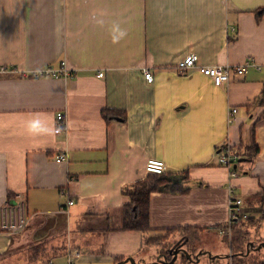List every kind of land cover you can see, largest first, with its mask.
Here are the masks:
<instances>
[{
  "label": "crops",
  "instance_id": "0c3cea01",
  "mask_svg": "<svg viewBox=\"0 0 264 264\" xmlns=\"http://www.w3.org/2000/svg\"><path fill=\"white\" fill-rule=\"evenodd\" d=\"M262 7L264 0H0V66L8 69L0 73V264H68L70 252L75 264L141 254L152 261L157 248L141 249V232L121 228L129 200L122 188L147 174L148 158L189 176L185 193L150 194V226L179 228L165 247L218 255L187 264H221L246 250L244 233L230 237L239 222L230 233L220 227L230 188L256 212L252 223H264V116L255 121L263 106L250 107L264 81ZM189 53L197 64L182 71L176 62ZM246 59L254 62L246 73L231 72L219 86L200 70ZM62 61L67 75H32ZM107 108L123 113L107 118ZM58 111L65 120L55 132ZM252 139L258 153L247 172L231 176L220 146ZM40 242L34 258L29 247Z\"/></svg>",
  "mask_w": 264,
  "mask_h": 264
},
{
  "label": "trees",
  "instance_id": "16d2710c",
  "mask_svg": "<svg viewBox=\"0 0 264 264\" xmlns=\"http://www.w3.org/2000/svg\"><path fill=\"white\" fill-rule=\"evenodd\" d=\"M260 9L261 11H264V7ZM253 105L263 106L261 112L258 114V116H256L255 119L256 121L258 118L264 116V81L260 94L257 96L256 100L253 102V104L250 107H252ZM118 112H120L121 114L123 113L116 109L107 108L102 111V114L103 116L109 118L110 115L112 116L113 114ZM224 146L225 143L220 146V150L218 151V153H220L224 149ZM258 151H259V146L256 144L254 139H252V141L246 145H242V144L241 146L239 145V158H244V160L239 161L238 158L235 167L232 166L233 171L239 174L243 172H247L248 168L246 167L248 166H245V164L253 161ZM188 181H189V176L188 173L185 171L179 173H168L167 171L162 173L147 172V174L143 178L136 180L132 183H129L122 188L123 194H125L129 198V200L127 203H125L122 206L121 228L127 230H138L141 232V234L143 235V240L141 242V249L145 247L148 248L151 247L158 249L163 248V250H165L164 247L167 245V239L174 233L175 229H179V228H175V229L165 228L157 231L150 226L149 199L151 192L166 191V192H174V193H185L189 189ZM8 195H10V193ZM237 222L240 223L238 225H243L247 223V221L243 219L242 220L240 219ZM220 228L225 230L227 228V222L221 224ZM234 234H237L238 237H240V234L238 232L234 231ZM232 239L234 240L235 238ZM43 243L44 242L31 244L29 248L31 250L30 253L32 257L35 258L38 256L37 248L38 246L41 247ZM167 251L170 252V254L169 253L168 254L171 257L172 253L169 250V248ZM242 252L244 253L245 250H242ZM233 253H237V252H233ZM240 256H242L240 255V253L233 254L230 260H228L227 257V262L225 261L222 262L221 264H246L242 259V257ZM124 258L126 257L115 256L114 263L117 264L118 262H121ZM184 260L186 262L188 261V259L186 258H184ZM39 264H47V263L45 261H42ZM255 264H264V260L255 262Z\"/></svg>",
  "mask_w": 264,
  "mask_h": 264
},
{
  "label": "built area",
  "instance_id": "2783aa9c",
  "mask_svg": "<svg viewBox=\"0 0 264 264\" xmlns=\"http://www.w3.org/2000/svg\"><path fill=\"white\" fill-rule=\"evenodd\" d=\"M198 55L196 53H189L183 56L181 59H179L176 62V67L179 68L182 71H186L187 69L195 66L197 64ZM254 64V62L251 61V59H246L244 62H242L239 65H203L201 66L200 70L203 74L211 78L214 85L219 86L222 84L223 81H227L229 79L230 73L234 72L237 74H244L247 71V67ZM8 71L7 67L2 65L0 66V73ZM11 71V70H10ZM69 73V70L65 64V62H61L58 67H54L51 64H48L42 68H39L36 70L32 75L35 77H45V76H60V75H67ZM143 74L145 79L148 82H151L153 80V74L151 70L145 68L143 69ZM98 76H102V72H98ZM237 108L232 107L229 111V121H232L234 118V114L236 113ZM56 126L54 131L59 132L62 129V123L65 120L64 113L62 111H58L56 114ZM218 161L226 166L229 169V173L231 176H235L238 173L233 171L232 166L236 164L238 158H239V148L237 146H233L229 142L225 143L224 149L218 153ZM63 157L62 154H59V156L56 158L57 161H60ZM145 170L147 172H156V173H162L166 172V165L162 160L154 159V158H148L145 163ZM73 200L69 198L67 200V204H71ZM228 205H229V219L227 223V228L224 230L221 228V233H230L231 224L235 222L237 219L240 218H247L248 215L245 213L243 205V199L241 196L234 193V190L232 188L229 189V198H228ZM21 224H13L11 225V228H17L22 225ZM69 256L71 259H69L68 264H75L74 259L78 256L77 252H70Z\"/></svg>",
  "mask_w": 264,
  "mask_h": 264
},
{
  "label": "rangeland",
  "instance_id": "374dc122",
  "mask_svg": "<svg viewBox=\"0 0 264 264\" xmlns=\"http://www.w3.org/2000/svg\"><path fill=\"white\" fill-rule=\"evenodd\" d=\"M2 66V65H1ZM235 165V164H234ZM233 165V166H234ZM243 208H244V211L245 213L248 215L247 218H240L241 220H245L247 221V223L243 224V225H239V228H238V233L241 234V233H244L245 237H247L249 241L251 242H255L256 245L254 247H256L259 242L256 241V239H264V223L263 224H253L252 222L255 220V216H256V212L255 211H252V210H249L246 206L243 205ZM240 219H237L235 222H237L238 220ZM234 223V222H233ZM241 226V227H240ZM234 231L237 232V229L234 228ZM234 231H232L231 233V238L235 237L236 234H234ZM220 239V238H219ZM221 240V239H220ZM230 244V243H229ZM227 245V243H226ZM221 249H223V247H221ZM31 251V250H30ZM34 251V250H33ZM36 251V250H35ZM246 251V250H245ZM240 252V251H239ZM245 254V255H243ZM242 256V259L247 262V263H253V262H259L261 260H264V247H261L260 249H256V248H250L249 249V252L248 253H242L240 254ZM178 261H182L184 260V256L179 254L178 255ZM204 259L203 258L199 263H190V264H205L204 263ZM208 260V259H207ZM207 260H205L207 262ZM188 261H191V260H188ZM187 261V262H188ZM175 262V263H176ZM187 262L184 260L183 263L184 264H187ZM174 263V264H175ZM189 264V263H188ZM218 264V263H216Z\"/></svg>",
  "mask_w": 264,
  "mask_h": 264
},
{
  "label": "water",
  "instance_id": "95a60500",
  "mask_svg": "<svg viewBox=\"0 0 264 264\" xmlns=\"http://www.w3.org/2000/svg\"><path fill=\"white\" fill-rule=\"evenodd\" d=\"M242 160H244V158H239V161ZM249 247L259 249L261 247H264V242L259 243L256 247L253 246V242H249L245 253L249 252ZM170 251L172 253V257L170 260H165L164 253H161L160 250L157 248V253L154 255V259L152 261L149 262L146 261V256H144V254H141L137 256H128L124 258L121 262H118L117 264H174L178 260L179 254L183 255L186 259L191 261H198L200 253L203 254L206 253L209 259L218 257V255H212L209 251L208 252L198 251L196 255H192L185 248L180 246L172 247ZM239 253L242 254L241 251Z\"/></svg>",
  "mask_w": 264,
  "mask_h": 264
},
{
  "label": "flooded vegetation",
  "instance_id": "af4514ba",
  "mask_svg": "<svg viewBox=\"0 0 264 264\" xmlns=\"http://www.w3.org/2000/svg\"><path fill=\"white\" fill-rule=\"evenodd\" d=\"M171 247H172V245L170 244V247L168 246V247L164 248L165 250H163V248L159 249L161 253H164V255H165V260H170L171 257H172V256H171V257L169 256L170 252L167 251V249L169 248V250H170ZM168 253H169V254H168ZM192 255H195V253L192 252Z\"/></svg>",
  "mask_w": 264,
  "mask_h": 264
},
{
  "label": "clouds",
  "instance_id": "9594fccd",
  "mask_svg": "<svg viewBox=\"0 0 264 264\" xmlns=\"http://www.w3.org/2000/svg\"><path fill=\"white\" fill-rule=\"evenodd\" d=\"M121 36L123 35V33L120 34ZM114 39H118V37H114Z\"/></svg>",
  "mask_w": 264,
  "mask_h": 264
}]
</instances>
